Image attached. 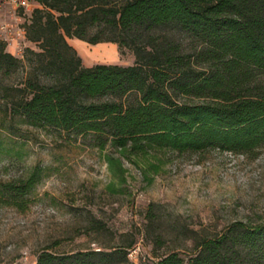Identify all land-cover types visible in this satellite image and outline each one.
Listing matches in <instances>:
<instances>
[{
    "label": "trees",
    "instance_id": "16d2710c",
    "mask_svg": "<svg viewBox=\"0 0 264 264\" xmlns=\"http://www.w3.org/2000/svg\"><path fill=\"white\" fill-rule=\"evenodd\" d=\"M24 23L23 57L0 38V73L23 66L17 94L6 109L33 125L91 133L122 180L123 158L152 181L160 150L203 151L219 147L253 153L264 145V0H35ZM69 37L129 48L131 64L85 65ZM38 180L2 183L5 202L27 206ZM110 190H116L113 184ZM134 239L72 251L43 247L37 264H129ZM188 264H252L264 254V224L236 223L196 243ZM154 264H186L170 251Z\"/></svg>",
    "mask_w": 264,
    "mask_h": 264
},
{
    "label": "rangeland",
    "instance_id": "374dc122",
    "mask_svg": "<svg viewBox=\"0 0 264 264\" xmlns=\"http://www.w3.org/2000/svg\"><path fill=\"white\" fill-rule=\"evenodd\" d=\"M0 7L9 9L1 22L20 26L33 11L1 2ZM76 38L73 45L85 65L135 60L131 49L122 52L116 42L115 47L108 44L112 41L92 44L69 37L70 43ZM27 46L39 49L27 38L7 42L6 49L23 57ZM23 75V66L0 73V264H37L46 246L62 252L108 248L131 239L129 264H154L170 251H178L188 264L202 237L240 222L264 224V145L249 154L219 147L196 152L164 148L152 181L123 158L122 180L105 157L107 152L117 155V149L99 148L91 133L33 125L6 109L3 95H16L11 85L21 86ZM260 77L264 83V70ZM34 170L38 180L25 196L27 206L5 202L2 183ZM251 252L252 264H264L261 250Z\"/></svg>",
    "mask_w": 264,
    "mask_h": 264
},
{
    "label": "built area",
    "instance_id": "2783aa9c",
    "mask_svg": "<svg viewBox=\"0 0 264 264\" xmlns=\"http://www.w3.org/2000/svg\"><path fill=\"white\" fill-rule=\"evenodd\" d=\"M1 3L10 4L12 8L23 7L25 10H32L33 6L36 4L35 0H0ZM0 38L6 40L9 43L14 41L25 40L26 29L25 25L20 26L13 22H1L0 23Z\"/></svg>",
    "mask_w": 264,
    "mask_h": 264
},
{
    "label": "crops",
    "instance_id": "0c3cea01",
    "mask_svg": "<svg viewBox=\"0 0 264 264\" xmlns=\"http://www.w3.org/2000/svg\"><path fill=\"white\" fill-rule=\"evenodd\" d=\"M8 8L6 7V8H2L1 9V7H0V22L2 21V20H4V19H6L5 17L7 16H9V12H8ZM69 39V38H68ZM78 41V39L76 38V39H74V41L72 42V44H74V45H76V42ZM98 44H102V42H98ZM108 44H110L111 46H115L116 47V43L115 42H110V43H108Z\"/></svg>",
    "mask_w": 264,
    "mask_h": 264
}]
</instances>
